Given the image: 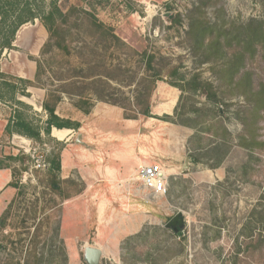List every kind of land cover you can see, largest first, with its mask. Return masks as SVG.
I'll return each mask as SVG.
<instances>
[{
    "label": "rangeland",
    "instance_id": "374dc122",
    "mask_svg": "<svg viewBox=\"0 0 264 264\" xmlns=\"http://www.w3.org/2000/svg\"><path fill=\"white\" fill-rule=\"evenodd\" d=\"M58 6L67 13L60 35L68 41L70 54L62 56L55 47L41 54L48 33L34 19L26 26L36 31L38 40L27 50L35 55L18 47L3 50L7 64L3 72L11 74L13 66L27 70L21 60L36 59L43 73L32 81L45 93L63 85L77 91L66 83L79 74L74 67H82L86 76H112L116 81L110 83L116 89L110 91L115 98H129L121 102L124 112L133 115L141 109L135 96L141 101L146 89L144 82L137 85V81L160 70L162 79L157 84L172 82L181 87L173 93L178 95L176 120L186 122L192 133L185 139L189 146L185 145L183 158L161 165L169 170L165 171L166 193L145 195L149 203L145 224L118 243L111 239L110 223L98 234L94 231L93 199L86 201L89 198L80 195L83 186L78 179L58 172L60 196L47 187L48 156L61 150V141L46 136L40 144L0 131V160L15 173L13 194L0 215V264H86L83 248L96 243L105 245L99 264H229L236 238L244 243L243 253L251 264H264V229L254 221L264 206V104L255 125L262 145L252 150L241 145L243 111L254 104L253 93L264 90V39L247 43L251 28L257 24L264 28V0H59ZM92 16L111 27L124 43L92 36ZM189 20L212 28L204 42L191 38ZM218 31L224 33L209 46L208 40ZM19 40L23 48L30 46L28 38ZM149 55L154 60L152 69L146 70ZM239 56L244 65L240 73L223 71ZM204 83L210 85L208 94ZM81 85L86 84H77ZM169 86L164 88L170 90ZM88 94L91 89L85 90ZM156 94L152 93L151 104L160 103L162 95ZM76 101L77 97L63 94L59 112L67 113V108L73 112ZM12 108V101L0 103L2 121ZM26 112L35 120L39 117L34 112L42 114L33 107ZM187 156L188 168L182 170ZM134 192L127 194L128 199L143 195ZM137 210L119 208L110 221L117 225L119 211ZM177 212L184 222L180 234L165 227ZM249 231L251 239L241 236ZM245 242L250 243L248 250Z\"/></svg>",
    "mask_w": 264,
    "mask_h": 264
},
{
    "label": "crops",
    "instance_id": "0c3cea01",
    "mask_svg": "<svg viewBox=\"0 0 264 264\" xmlns=\"http://www.w3.org/2000/svg\"><path fill=\"white\" fill-rule=\"evenodd\" d=\"M28 27L24 24L18 29L13 48L18 47L27 51L32 48V44L36 43L38 40L36 31L27 30ZM27 38L30 46L23 48V45L19 44L21 41L19 39ZM10 50H15V48ZM27 52L29 56L35 55ZM4 55L3 51L0 55V71L4 69V66H7ZM21 64L27 67V70L13 66L10 71L11 75L32 81L36 70L34 59L25 57V61L21 60ZM21 64L17 63L16 65ZM167 84L156 85L153 94L160 93L162 96L158 97L161 101L158 104L150 103L151 115L148 116L138 114L136 118L126 117L123 108L93 99V105L88 112L74 108L76 112L73 113L74 109L71 112V108H67L69 110L67 113H60L59 107L62 100L55 109L56 114L60 117L79 123V127L75 129L52 126L49 136L63 144L59 150L61 177L78 179L83 186L80 195L84 196L85 194V197L89 198L86 201L91 202L93 199L91 208L94 218L93 229L96 234L103 231V227H106L107 223L114 222L110 220L113 218L115 210L128 207L138 208L134 213L119 211V214L115 215L119 224H109L112 233L111 239L112 237L114 240L117 239L118 243L130 235L138 233L142 225L145 224L146 211L149 207L145 195L150 193L141 186L137 176L139 168L158 162L163 167L172 165L176 160L183 158L185 145L189 146L188 143L185 144V139L191 135L192 129L176 120L174 109L178 95L174 96L173 93L177 88L170 85V90H166L164 87ZM27 92L29 97L16 95V98L42 113L38 115L34 112V115L39 117L37 120L41 124L47 118L46 112L41 107L46 93L42 88L36 86H29ZM165 115L170 119L163 118ZM4 122L0 119V131L4 129L6 123ZM54 128L64 130L62 139L55 138L51 134ZM41 134L44 139L46 135L43 132ZM13 135L31 141L22 135L16 133ZM177 166L175 165V168ZM11 181V170L0 168V215L13 194L9 184ZM135 190L136 192H134ZM133 192L138 195L143 193V195L139 198H132V200L128 199L127 194ZM93 246L99 247L103 255L105 250L103 246L105 245L96 243Z\"/></svg>",
    "mask_w": 264,
    "mask_h": 264
},
{
    "label": "trees",
    "instance_id": "16d2710c",
    "mask_svg": "<svg viewBox=\"0 0 264 264\" xmlns=\"http://www.w3.org/2000/svg\"><path fill=\"white\" fill-rule=\"evenodd\" d=\"M58 1L59 0H0V55L5 49H13V42L18 29L22 25L28 22H32L34 19H38L48 33L47 39L41 47V54H44L49 49L55 47L62 54V56L69 55V43L63 35H60V33H62V31H64L65 29L64 26L67 21V13H64L60 9V7L58 6ZM89 26L92 36H97L100 39L110 42L124 43L121 38L114 33V30L111 27L106 26L104 23L97 20V18L93 16L90 20ZM208 31L212 33L213 30L204 22L202 23L197 20H189V35H191V38H195L199 43L204 42V40L206 39V33ZM222 33H224V31H218L214 36H212L208 40V45L211 46L213 43H216V41H219ZM247 35L248 44L255 39H258L257 41H259L260 39H264V28L262 24L255 25L249 30ZM143 54L145 55L146 51L143 52ZM153 60V55H149L148 57H146V70L152 69ZM242 60V56H239L235 60V62H232V65L231 67L229 66V69L223 68V71H229V73L237 75L244 67V65L242 64ZM35 62L36 70L34 78L38 79L40 77V74L43 73V68L40 61L35 59ZM74 69L76 73L79 74L69 78L66 83H68L67 85L69 86L75 87L77 91L71 92L69 90H66L65 85L60 86L58 89L47 91L45 98L41 104V107L47 114V118L41 124L38 120L36 121L34 118H32V116H30V114H28V112H26L31 107L25 102L16 98L17 94H19L20 96H27V88L29 86H36L34 85L33 81L0 71V103L8 104L12 101L15 105V108H12V110L9 112L8 117L6 118V123L3 130L4 134L7 136H11L13 133H16L28 139H31L34 142L43 144L44 139L41 133L43 132L48 137L52 126L57 128L68 127L74 129L79 127L78 122L62 118L55 112L56 106L62 100L63 94H67L70 97H77V101L74 105L76 108L84 112H88L93 105L92 98L90 97L92 95L95 97L94 99L117 105L123 109L126 108V106L121 101H128L129 98L121 97L122 100L121 98H115L113 96L114 92L110 91V89H116L110 83V81H116L114 77L102 75L86 76V74H82V67H74ZM140 79L137 81V85L138 82L139 84L140 82H144L146 87L143 94V99L141 101H139L140 98L138 95L135 96L137 104L141 109L137 110L133 115L125 113L126 117L136 118L138 114H142L145 116L151 115L150 97L156 87L157 81L162 79L161 72L160 70H157L152 74H145V76L141 77ZM80 83L86 85L77 86V84ZM168 83L178 89H181L178 84L172 82ZM90 85H93V88ZM204 85L205 87H203V89L205 93H207L208 89L206 87L209 88L210 85L208 83H204ZM86 89H91V94L85 95ZM262 89H258L253 93L255 97L254 104H252L251 108H246L245 111H243L245 113L244 118H241V121L245 128V133L241 136V145L249 150H252L256 145H262V143L256 139L255 132V125L257 123V120L261 118V111L263 109L260 107L261 104H264V90ZM136 94H139L138 89H136ZM176 111L177 104L174 109L175 117L177 115ZM163 118L170 119V117L167 115H165ZM179 122L181 124L187 125L186 122ZM9 157H11V159L15 158L14 155ZM48 162L49 166L46 169V185L55 194L60 196L63 191L62 187L60 186V181L57 174L60 170L59 152H52L50 156H48ZM0 168H10V166L3 164V162L0 160ZM11 174L13 179V177H15V173L12 170ZM9 184L11 186H15V182H13V180ZM258 212V217L254 221L256 224L261 223L264 229V206H262L261 210H259ZM1 223L2 220H0V224ZM176 234H180V230L177 231ZM241 236L246 239H251L253 237V234L251 231H249L245 235L241 233ZM215 237L217 238L218 236ZM259 242H261L260 244L262 247L263 241L260 240ZM233 243L235 251L232 259L229 261V264H251L248 260L249 257L243 253L244 248L242 249V246L244 243L239 242L238 238H236ZM245 244V249L248 250L250 243L245 242Z\"/></svg>",
    "mask_w": 264,
    "mask_h": 264
},
{
    "label": "built area",
    "instance_id": "2783aa9c",
    "mask_svg": "<svg viewBox=\"0 0 264 264\" xmlns=\"http://www.w3.org/2000/svg\"><path fill=\"white\" fill-rule=\"evenodd\" d=\"M138 179L141 186L149 193L165 194L166 193V176L165 170L159 163H150L141 166L138 170Z\"/></svg>",
    "mask_w": 264,
    "mask_h": 264
},
{
    "label": "water",
    "instance_id": "95a60500",
    "mask_svg": "<svg viewBox=\"0 0 264 264\" xmlns=\"http://www.w3.org/2000/svg\"><path fill=\"white\" fill-rule=\"evenodd\" d=\"M79 139L77 138V142ZM189 157H185L182 165V170L188 168ZM183 217L180 212H177L173 217H171L165 224L166 228L171 229L173 232L181 230L183 227ZM102 255V250L99 247L92 245H85L83 248L82 258L86 264H99L100 257Z\"/></svg>",
    "mask_w": 264,
    "mask_h": 264
},
{
    "label": "bare ground",
    "instance_id": "6f19581e",
    "mask_svg": "<svg viewBox=\"0 0 264 264\" xmlns=\"http://www.w3.org/2000/svg\"><path fill=\"white\" fill-rule=\"evenodd\" d=\"M63 132H64V130L63 129H57V128H54V129H52V135L53 136H55V138H58V139H62L63 137Z\"/></svg>",
    "mask_w": 264,
    "mask_h": 264
}]
</instances>
